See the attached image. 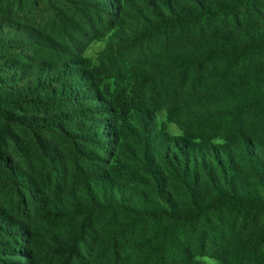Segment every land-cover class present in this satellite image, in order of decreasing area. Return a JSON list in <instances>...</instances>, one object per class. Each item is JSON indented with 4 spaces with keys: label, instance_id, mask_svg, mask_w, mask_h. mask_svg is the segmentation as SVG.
<instances>
[{
    "label": "trees",
    "instance_id": "16d2710c",
    "mask_svg": "<svg viewBox=\"0 0 264 264\" xmlns=\"http://www.w3.org/2000/svg\"><path fill=\"white\" fill-rule=\"evenodd\" d=\"M0 264H264V0H0Z\"/></svg>",
    "mask_w": 264,
    "mask_h": 264
},
{
    "label": "rangeland",
    "instance_id": "374dc122",
    "mask_svg": "<svg viewBox=\"0 0 264 264\" xmlns=\"http://www.w3.org/2000/svg\"><path fill=\"white\" fill-rule=\"evenodd\" d=\"M103 48V44L99 43L96 44L94 46H92V48L88 51L87 55L92 58L93 60H96L97 57V53ZM162 118H164V116L162 115Z\"/></svg>",
    "mask_w": 264,
    "mask_h": 264
}]
</instances>
